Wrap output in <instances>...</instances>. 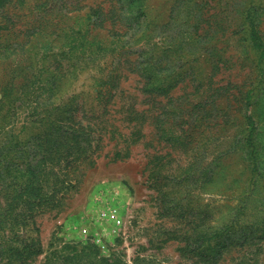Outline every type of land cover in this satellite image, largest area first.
I'll use <instances>...</instances> for the list:
<instances>
[{"label":"rangeland","instance_id":"rangeland-1","mask_svg":"<svg viewBox=\"0 0 264 264\" xmlns=\"http://www.w3.org/2000/svg\"><path fill=\"white\" fill-rule=\"evenodd\" d=\"M253 28L264 44V0H0V154L18 138L13 161L49 174L40 196L55 199L30 206L0 183L6 240L11 229L39 237L32 264L87 242L129 264H210L182 251L186 238L243 204L238 228L254 236L217 264H264V55ZM45 134L85 135L51 150ZM11 257L0 248V261Z\"/></svg>","mask_w":264,"mask_h":264},{"label":"trees","instance_id":"trees-1","mask_svg":"<svg viewBox=\"0 0 264 264\" xmlns=\"http://www.w3.org/2000/svg\"><path fill=\"white\" fill-rule=\"evenodd\" d=\"M96 12V10H95ZM91 16V15H89ZM252 36L255 39V46L261 48L262 55H264V44L259 41V38L255 35V29H252ZM83 40L79 42L75 40L69 41V46L72 50H76L81 46H84ZM82 41V42H81ZM81 42V44H80ZM52 46L51 42H46L42 45L43 49H49ZM21 88L17 90V97L21 98L22 88L25 89L26 84H20ZM155 82L150 79L147 84V88L150 90L156 89ZM13 90V89H11ZM26 90V89H25ZM251 96L247 94V111L250 110ZM42 103L40 100H37V106L34 109H37ZM46 108L47 102L44 103ZM43 111V109H41ZM251 129L249 134L246 137V145L250 148V156L253 159V171H257V146L254 144L253 137L254 134V120L250 114L247 116ZM85 134H45L44 139L47 141V147H51L52 150L53 144L63 147V149L68 148V145H73L71 141H74L75 145H80V139L84 137ZM24 143L20 142L18 138H12L6 143L2 144L4 149L0 154V183L3 185L12 186L20 189L21 191L26 192L24 202L30 206L50 204L55 201L53 197H49L48 194L45 196H40V191L44 188V183L47 182L49 174L45 175V179L40 181L39 171L37 172L36 167L31 164V161L26 163V165L15 164L14 160V151L18 149L19 146ZM43 145V144H42ZM54 145V146H56ZM83 149L82 147H80ZM84 150V149H83ZM27 153H31V149H27ZM48 160V159H47ZM47 160L43 161V165L47 163ZM24 166V167H23ZM52 171V168L50 169ZM60 172L52 173L53 176L60 178ZM57 185L56 190L64 189V192H67L69 189L70 183L61 184L59 181H55ZM243 204L237 209V213H232L227 215L228 218L217 226H210L204 230L198 231L194 236L189 235L185 247L181 248L182 251L195 253L199 257L203 258L207 263L217 264L221 259L224 252L235 245H244L252 240L251 237L254 236V231L251 233L249 231H243L238 228L240 225L241 217L240 212L243 210ZM18 216H20L18 214ZM24 220L30 217V214L24 215ZM29 221V220H28ZM22 224L18 228H20ZM4 230V229H3ZM242 230V231H241ZM6 232V231H5ZM6 233L2 234L0 232V248L5 249L8 247V251L12 252V257L8 260H1L0 264H32L35 258L44 253V247L42 241L39 237H26L22 236L18 229L10 230V238L6 240ZM264 238V232L262 234ZM192 240L190 241V239ZM189 239V240H188ZM8 241L10 243H8ZM6 244V245H5ZM8 244H10L8 246ZM129 264L122 259L120 253L114 252L109 256L102 255L97 245L94 243L87 242L81 244L80 247L76 245H70L67 247V251L64 250H55L50 256H46L42 264ZM143 261L136 260L134 264H140Z\"/></svg>","mask_w":264,"mask_h":264},{"label":"built area","instance_id":"built-area-1","mask_svg":"<svg viewBox=\"0 0 264 264\" xmlns=\"http://www.w3.org/2000/svg\"><path fill=\"white\" fill-rule=\"evenodd\" d=\"M111 214H112L113 218L116 219V223L120 224L122 220L120 218H117V211L114 210V211L111 212Z\"/></svg>","mask_w":264,"mask_h":264}]
</instances>
